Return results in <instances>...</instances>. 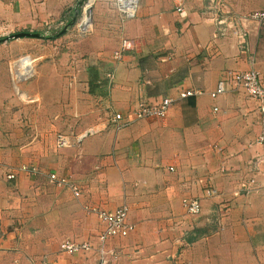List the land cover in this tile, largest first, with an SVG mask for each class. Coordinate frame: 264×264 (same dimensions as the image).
<instances>
[{
	"label": "crops",
	"instance_id": "0c3cea01",
	"mask_svg": "<svg viewBox=\"0 0 264 264\" xmlns=\"http://www.w3.org/2000/svg\"><path fill=\"white\" fill-rule=\"evenodd\" d=\"M77 2L0 0V38L69 23ZM225 2L236 16L264 11V0ZM180 5L185 18L175 11ZM209 6L137 0L133 16L121 19L110 0H95L81 39L62 41L72 50L53 61L59 98L45 106L33 104L26 83L33 60L14 61L12 41L0 43V264L31 257L38 264H99L94 252L67 255L59 245L97 246L102 226L84 207L113 211L123 204L134 229L105 243L107 264H264L257 103L229 87L212 97L219 81L249 70L251 60L264 82V24H248L247 52L240 53L235 37L214 38ZM123 41L128 49L116 59ZM16 63L14 85L9 68ZM46 76L37 73V82ZM185 90L199 94L180 99ZM162 98L173 99L163 119H135L139 101ZM115 113L128 122L122 129L108 121ZM80 126L93 129L74 137L71 148H56L57 134L77 135ZM52 173L72 182L79 198L51 184ZM209 188L216 196H204ZM185 198L200 200L199 215L186 214Z\"/></svg>",
	"mask_w": 264,
	"mask_h": 264
},
{
	"label": "built area",
	"instance_id": "2783aa9c",
	"mask_svg": "<svg viewBox=\"0 0 264 264\" xmlns=\"http://www.w3.org/2000/svg\"><path fill=\"white\" fill-rule=\"evenodd\" d=\"M84 9L87 6L93 5L95 0H86ZM112 7L116 10L118 16L121 19L131 18L135 11V6L137 4V0H110ZM90 7V8H91ZM92 9V8H91ZM227 6L225 0H210L209 13L212 15L211 20L213 21V26L215 28L214 38L218 37H226L232 36L237 40V46L240 53L247 52V26L249 23H256L259 25L264 24V11L252 12L248 14L241 15H233L227 11ZM175 11L181 18H185V12L183 7L178 6ZM83 15V12L81 16ZM90 26V25H89ZM88 27L81 26V19L77 24V27L81 32H86L89 29ZM128 49V45L126 41L122 42L121 48L119 51L114 53V58L120 59L122 52ZM31 64L32 60L27 58ZM251 68L247 71L243 72H232L229 74L226 80H221L218 82L216 86V90L213 92L212 97L215 98L219 95L225 94L229 91V89L233 91H238L243 93L250 99L255 100L257 103V113L259 116V126L260 133L258 135V143L264 146V82L262 81L259 73L254 68V62L251 60L250 62ZM9 73L13 84L20 81L18 79V71L14 66L9 68ZM113 74H107V82L109 87L113 84ZM14 84V85H15ZM229 87V89H228ZM198 91L193 90H185L184 92L179 93L180 99H185L188 97L198 95ZM173 103V99L171 98H162L161 100H157L156 102H145L139 101L134 110V117L136 120L154 118V119H163ZM109 123L112 125H116L117 129H122L126 126L122 115L119 113L113 114L109 118ZM91 131L83 134L86 136ZM76 140L75 138L66 133H59L56 136L55 145L58 149L71 148L74 146ZM19 171H22L26 174L34 176L37 174L36 167H28L21 166ZM172 171V169H170ZM15 173H9L6 178L8 180L15 179ZM48 180L51 184L59 187V188H67L72 192V195L75 198H79L80 191L78 188L67 181L63 177H58L56 174H48ZM205 197H214L216 196L215 190L212 188L206 189L204 191ZM182 206L188 216H197L201 212V204L200 200L197 198H185L182 200ZM84 210L87 213H91L96 216L100 225L102 226V231L97 236V246H94L90 242L83 243H75L69 240H64L60 243L59 249L62 253L67 255H73L76 253H89L94 252L99 256V264H107V253L105 248V243L112 238H124L131 231H133L134 226L128 222V213L129 208L126 204L119 206L117 209L113 211H104L99 210L94 207L85 206ZM112 257H116L114 253L111 254ZM41 264H46L44 260L41 261Z\"/></svg>",
	"mask_w": 264,
	"mask_h": 264
},
{
	"label": "rangeland",
	"instance_id": "374dc122",
	"mask_svg": "<svg viewBox=\"0 0 264 264\" xmlns=\"http://www.w3.org/2000/svg\"><path fill=\"white\" fill-rule=\"evenodd\" d=\"M79 1L80 0H78L77 4L75 6L76 11L79 9L78 15H76L75 22L67 29L65 34L63 36L59 37L58 39L50 40V39H43V38H25L26 39L25 40L24 38H22V39H15L14 42H13V40H9V41H12V45L7 50L9 51V54H11L13 56L14 61L17 62V60L19 61V60L23 59V62L25 60H27V63L30 65V62L27 58H30L31 60H33L32 66L30 68H33L34 74L32 73V75H30L26 78V83H29V84L32 83L31 85H29V88L31 91L30 95H33V99H35V102L33 103L34 105H36L37 103H38V105L42 104L43 106L50 105V104H53L54 99L59 98L58 84L56 83V81H54V80H57L54 77V71H56L57 68L54 67V66H56V64L53 61L57 60V58H59V59L65 58L70 53L69 51L72 50L71 48H67L63 45L62 41L65 38H67V40H76V39H81L80 37H82V35H83V32L80 31V29L77 27V24L79 23V20L82 18L81 14L83 12V8H84L85 4L87 3V1L84 0L81 3V5H78ZM93 6H94V3L92 5V7ZM74 14H75V12H74ZM70 19H71V17H70ZM67 24L68 23H65V22L62 24H60L58 22H53V23H49L47 25V28L42 27L38 31H34V32L27 31V32L38 33V34H40V36L47 37L52 32L60 31V30L63 31V28L65 27L64 25H67ZM90 25H91V23H90ZM71 28H73V31L68 33ZM20 32H26V31H20ZM16 33H18V32H16ZM9 35H11V34H9ZM18 40H21V41H18ZM6 42H8V41H6ZM2 43H4V42H2ZM74 52L75 51L73 49V53ZM12 65H14V67H15V65H17V63L12 64ZM59 65L66 66V67L68 66V64L66 65L65 63L59 64ZM22 66H24V65H22ZM15 69H16V67H15ZM45 70H46V73H44ZM40 71L43 72L44 76L47 75L46 77H48V78L45 79L44 81H42L43 80V78H42L41 79L42 82L40 81V83H38L39 81L37 82V80H39V79H37V73L40 75V73H41ZM21 72H23V71L21 70ZM18 84H19V81H18ZM41 84H43L42 87H41ZM32 85H35V87ZM32 87H34V88H32ZM44 98L46 100V103L44 101ZM24 99L26 100V98H24ZM29 104H31V103H29ZM79 128L80 129H79L77 135H73L71 133H70V135H72L73 137L76 138V137H79L83 134H86L91 129H93V128H88V127H83V126H80ZM63 133H65V132H63ZM66 134H68V133H66ZM70 183H72V182H70ZM32 258L33 257L28 259V264H38V262H40V260L38 258H34V259H32Z\"/></svg>",
	"mask_w": 264,
	"mask_h": 264
},
{
	"label": "water",
	"instance_id": "95a60500",
	"mask_svg": "<svg viewBox=\"0 0 264 264\" xmlns=\"http://www.w3.org/2000/svg\"><path fill=\"white\" fill-rule=\"evenodd\" d=\"M83 1L84 0H80L78 5H81V3ZM76 15H78V10L75 11V14H74V17H73L72 21L70 23H68L63 28V31H62L63 33H65L67 31V29L75 22ZM22 38H40V34H38V33H29V32H18V33H14V34H11V35H8V36L4 37L1 40V43L9 41V40L22 39Z\"/></svg>",
	"mask_w": 264,
	"mask_h": 264
},
{
	"label": "trees",
	"instance_id": "16d2710c",
	"mask_svg": "<svg viewBox=\"0 0 264 264\" xmlns=\"http://www.w3.org/2000/svg\"><path fill=\"white\" fill-rule=\"evenodd\" d=\"M79 10V9H78ZM72 20H69V23L71 22ZM68 23V22H67ZM66 26V25H65ZM65 33L62 32V30L60 31H55V32H52L49 36L47 37H43V36H40V38H43V39H50V40H55V39H58L59 37L63 36ZM3 38H0V43H1V40Z\"/></svg>",
	"mask_w": 264,
	"mask_h": 264
},
{
	"label": "bare ground",
	"instance_id": "6f19581e",
	"mask_svg": "<svg viewBox=\"0 0 264 264\" xmlns=\"http://www.w3.org/2000/svg\"><path fill=\"white\" fill-rule=\"evenodd\" d=\"M89 6H87L84 11H83V15L81 18V26L84 27L85 24H87L89 22Z\"/></svg>",
	"mask_w": 264,
	"mask_h": 264
}]
</instances>
